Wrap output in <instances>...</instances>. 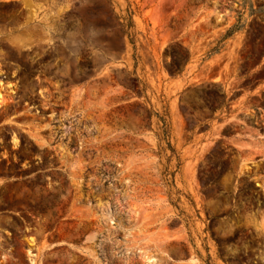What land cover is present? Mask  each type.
I'll return each instance as SVG.
<instances>
[{"label":"rangeland","instance_id":"374dc122","mask_svg":"<svg viewBox=\"0 0 264 264\" xmlns=\"http://www.w3.org/2000/svg\"><path fill=\"white\" fill-rule=\"evenodd\" d=\"M0 264H264V0H0Z\"/></svg>","mask_w":264,"mask_h":264}]
</instances>
